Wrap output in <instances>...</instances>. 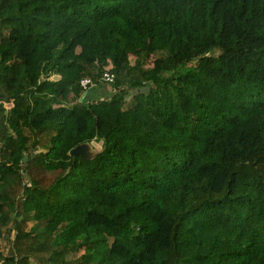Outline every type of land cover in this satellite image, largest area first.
<instances>
[{
    "label": "trees",
    "instance_id": "16d2710c",
    "mask_svg": "<svg viewBox=\"0 0 264 264\" xmlns=\"http://www.w3.org/2000/svg\"><path fill=\"white\" fill-rule=\"evenodd\" d=\"M0 237V264H264V0H0Z\"/></svg>",
    "mask_w": 264,
    "mask_h": 264
},
{
    "label": "rangeland",
    "instance_id": "374dc122",
    "mask_svg": "<svg viewBox=\"0 0 264 264\" xmlns=\"http://www.w3.org/2000/svg\"><path fill=\"white\" fill-rule=\"evenodd\" d=\"M18 45H19L20 48H22V50L25 53H27V58L30 60L31 59V56H32V53H33L32 50H31L32 48L30 49V47L28 45H26L24 42H18ZM154 57L155 56H154L153 52L151 51L150 52V55L148 57V60H147V66H151L153 64ZM130 58H131V61L134 62V60L136 58V55H133L132 54V55H130ZM189 65H191V64H189ZM107 68H111V65H109ZM107 86L110 87V88H112L111 85H108L107 84ZM133 94H134V91L131 90L130 91V95L128 96V98L132 99L133 98ZM4 104H6L7 106H10L11 105V103H5V102H4ZM9 248H10V241L5 240V238H1L0 237V250H3L4 254H8L9 253V250H10ZM78 255L79 254H73V253H71L69 255V259L73 258L74 256H78Z\"/></svg>",
    "mask_w": 264,
    "mask_h": 264
},
{
    "label": "water",
    "instance_id": "95a60500",
    "mask_svg": "<svg viewBox=\"0 0 264 264\" xmlns=\"http://www.w3.org/2000/svg\"><path fill=\"white\" fill-rule=\"evenodd\" d=\"M104 140L101 139L86 141L78 144L72 149V155L81 156L84 159L90 160L92 159L103 147ZM94 147V148H93ZM27 159V154L24 156V160Z\"/></svg>",
    "mask_w": 264,
    "mask_h": 264
},
{
    "label": "built area",
    "instance_id": "2783aa9c",
    "mask_svg": "<svg viewBox=\"0 0 264 264\" xmlns=\"http://www.w3.org/2000/svg\"><path fill=\"white\" fill-rule=\"evenodd\" d=\"M114 79H115V75H114L113 72L109 71V68L106 69V71L104 72V74L101 77V81L106 82L107 84L114 82ZM81 84H82V86L84 88H90L92 86H95L96 83L91 78L87 77V78H83L81 80ZM5 103H7V102H5ZM8 103H11V105L10 106H7L5 104V107L6 108H11L13 106V101L12 102H8ZM24 184H26L28 186L31 185V183L29 182L28 179H26L24 181Z\"/></svg>",
    "mask_w": 264,
    "mask_h": 264
},
{
    "label": "crops",
    "instance_id": "0c3cea01",
    "mask_svg": "<svg viewBox=\"0 0 264 264\" xmlns=\"http://www.w3.org/2000/svg\"><path fill=\"white\" fill-rule=\"evenodd\" d=\"M109 88V87H108ZM107 89V87H104V86H102V91H104L105 92V90ZM8 103V102H7ZM5 105V104H4ZM52 133V130L51 131H48V132H46L45 134H51Z\"/></svg>",
    "mask_w": 264,
    "mask_h": 264
}]
</instances>
